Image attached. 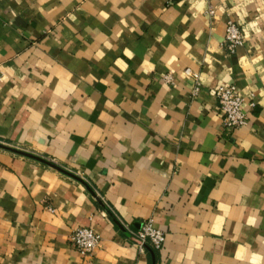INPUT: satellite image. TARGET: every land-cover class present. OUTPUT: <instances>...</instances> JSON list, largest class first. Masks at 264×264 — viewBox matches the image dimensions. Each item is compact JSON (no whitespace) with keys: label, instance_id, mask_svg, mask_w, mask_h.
<instances>
[{"label":"crops","instance_id":"0c3cea01","mask_svg":"<svg viewBox=\"0 0 264 264\" xmlns=\"http://www.w3.org/2000/svg\"><path fill=\"white\" fill-rule=\"evenodd\" d=\"M0 264H264V0H0Z\"/></svg>","mask_w":264,"mask_h":264},{"label":"built area","instance_id":"2783aa9c","mask_svg":"<svg viewBox=\"0 0 264 264\" xmlns=\"http://www.w3.org/2000/svg\"><path fill=\"white\" fill-rule=\"evenodd\" d=\"M191 1V0H188ZM210 15L214 16L215 10L211 8ZM244 43L242 27L233 20H229L226 25L225 44L231 54ZM188 74L191 71L187 70ZM167 82H172V76H166ZM200 86L197 83L194 93L198 94ZM219 105L224 113V126L229 130H236L249 121V110L246 108L247 99L238 92L235 84L221 86L216 90ZM255 102L250 103V107L255 106ZM140 241L141 249L151 247L155 250H162L167 241V234L155 226L154 219L147 220L142 228L134 233ZM73 246L84 256H92L101 247L102 237L93 227H79L71 235Z\"/></svg>","mask_w":264,"mask_h":264},{"label":"trees","instance_id":"16d2710c","mask_svg":"<svg viewBox=\"0 0 264 264\" xmlns=\"http://www.w3.org/2000/svg\"><path fill=\"white\" fill-rule=\"evenodd\" d=\"M148 248H151V247H148Z\"/></svg>","mask_w":264,"mask_h":264}]
</instances>
